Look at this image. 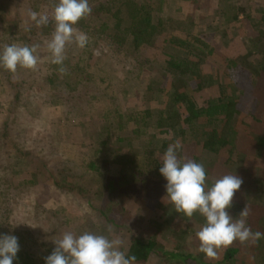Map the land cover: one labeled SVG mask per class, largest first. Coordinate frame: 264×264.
<instances>
[{"label":"trees","instance_id":"1","mask_svg":"<svg viewBox=\"0 0 264 264\" xmlns=\"http://www.w3.org/2000/svg\"><path fill=\"white\" fill-rule=\"evenodd\" d=\"M47 1L49 0H20L23 3L18 6L19 12H22L18 14L20 18L9 21L11 0H0V30L6 29L5 34L0 36V54H2L5 46L12 44L23 46L29 42H39V45L43 43L46 45L55 31L54 20L49 17L47 25L35 26L28 20L25 6L29 5L32 10L37 12L40 11L41 5H45ZM220 1L217 6L226 5V1L224 3ZM101 2L94 4L91 14L81 19L74 27L83 33H87V30L90 31V22H93V18H91L93 13H96L97 17L103 11L109 15L115 8L113 1L105 4ZM166 2L169 3L170 0L120 1L121 6L128 9L127 29H122L123 31L120 33L121 23L124 20L121 19V11L117 10L115 15L112 14L114 22L109 23L107 20L105 24H102L100 34L103 36L106 33L108 36L110 33L118 32V34L109 36L111 43L108 44L107 48L105 47L106 50L104 48L96 54L98 58L109 54L112 46H116L117 48L114 50L116 53L137 63V55L142 46L155 42L157 34L167 30L168 15L164 11V9L166 10ZM56 4H54V8ZM218 10L224 25L239 23L241 21L240 16L247 20L249 33L246 34L245 30L241 29V40L237 45L246 50L244 54L250 60V66L255 58L261 68L260 74L251 77L252 91L241 88L238 86V82L232 84V80L222 77L217 80L209 78L204 71V65L207 63L208 57L215 54V48L210 47L202 39H194L191 35L184 38L174 35L166 40V44L172 53L163 69V75L165 79L169 80L172 87L168 89L165 87L167 84H163L160 79L150 80L146 87L150 97H156V99L158 97L164 104V108L159 112L156 120L153 119L152 114L149 115V112H146L147 115L145 116V112L136 114L133 111H126L127 113H123L114 109L112 120L107 119L110 121L109 127L107 129L102 128L100 137H98L99 140H97L99 147L105 148L106 145H111L114 148L117 146V141H114L111 136L115 135L119 140V135L122 134L121 131L124 128L126 129L125 136L129 137L130 134V137L138 138H144V131L147 130L145 126H148L149 129L150 141L148 144L149 146L153 145V152L148 151L149 159L145 154L140 167L134 168V171L132 168L128 169L126 177L123 176L115 180L109 178L104 194L107 196H126L124 199L128 201V205H136L134 202L137 201L138 206L136 207L141 209L140 212L145 210L150 214V217L152 215L154 218L151 223H155L159 228L157 232L161 236L155 239L148 235L149 232H144L145 230L133 232L130 218L118 217V221L105 219L113 227L116 226L125 230L127 246L121 250L125 251L127 256L134 255L136 257L135 264H153L156 260L160 264H248L247 260H250L251 264H264V237L259 241H253L249 248L232 244L226 249H221L218 259L207 258L205 254L199 252L200 242L196 233L205 224V217L198 212L191 218L186 217L183 213H177L174 210V205L167 197L165 188L167 181L159 171L160 166H162L163 155L169 145L180 140L182 148L177 150L179 158L182 161L192 160L203 164L206 170V184L209 187L215 180L224 175L231 174L242 178L241 188L235 193L233 206L228 211L233 218H238L239 213L247 206L249 215L246 218V225L253 232L264 233V17L254 20L245 7L237 13H232L230 12L233 10L232 4L226 11L220 7ZM21 17L27 19L28 27L18 23H23ZM196 26L201 28L205 26V22L199 20ZM252 43L255 50L251 48ZM80 51L81 48L72 43L66 46L65 56L69 60L70 58H78ZM231 53L233 56L226 63L230 67L237 68L238 61L244 58V54L239 53L235 48L232 49ZM47 54L51 57L49 51ZM72 60L75 61L74 66L70 65L71 61L68 66L75 82L73 83L74 86H66L73 93L70 102L66 103L69 113L78 111L80 107L84 106V99L93 97V93L89 89V82L93 80V76L87 73L82 62L78 60L77 63L75 59ZM57 66L59 70L61 66ZM0 69L5 73L6 69L2 65H0ZM10 75L13 76L14 74L10 73ZM10 75L7 77L8 83H11ZM181 78H186L191 84H195L196 87L191 90L193 94L188 92L189 82L187 80L185 86L183 81L182 88L176 85ZM52 83L54 82L52 81ZM80 84L86 87L83 92L77 88ZM63 92V90L58 91L56 97L61 99L64 95ZM198 96L201 97V100L198 99ZM112 99L114 102L117 100L116 98ZM114 102L112 104H118ZM115 118L116 120L113 121ZM145 120L147 124L144 122ZM104 132L107 133V137ZM101 137L105 138L100 139ZM187 137L197 138L200 150L195 152V155H192L188 151L189 148L185 147ZM117 153H112V155L116 157ZM95 166L93 160L89 163L83 160L79 166L65 165L64 167L61 166L60 170L54 167L48 171V178L59 189H64L68 193H75L78 196H85L88 191L84 188L83 182L88 172L93 170ZM154 166L155 172L151 171ZM148 169H150V174L146 173ZM135 174L137 178L134 179ZM148 174L151 179L147 188L156 192V194L151 193L149 196L145 193L147 190L143 189L144 186L142 185V180ZM159 182L162 183L161 186ZM30 184L33 185L36 182ZM7 187L8 182L0 180L1 197L8 196L9 188L7 190ZM11 191L12 189L9 194ZM8 211L9 204L2 203L0 207V236L14 235L18 238L19 251L17 258L13 260V264H46L45 258L53 252V247L42 252H34L32 249L26 248L23 244L24 238L30 239L33 245H39L40 241L37 240L32 228L19 227L21 228L19 229L12 225L6 217ZM60 224L62 225V223ZM165 227H168L169 232L166 237H163L161 233ZM77 231L70 232L78 235L80 231ZM65 232H69V230Z\"/></svg>","mask_w":264,"mask_h":264},{"label":"rangeland","instance_id":"2","mask_svg":"<svg viewBox=\"0 0 264 264\" xmlns=\"http://www.w3.org/2000/svg\"><path fill=\"white\" fill-rule=\"evenodd\" d=\"M99 1L103 4L113 1L115 8L109 15L105 11L99 17L96 13L91 15L93 22H90V31L85 32L89 38L88 44L81 49L78 58L64 60L63 67L67 70L65 73H61L58 66L51 62L52 57L47 54L46 45L44 43L39 45V42L26 44L28 46L39 45L37 51L39 62L36 70L18 67L17 72L11 76L8 70L4 73L0 69V180L8 182L7 190L9 188L7 197L0 196V199L4 200H0V207L4 202L9 204L6 217L12 225L17 228L24 227L34 230L37 240L40 241L39 245L31 244L30 239L27 238L23 240L26 248L34 252L46 251L51 247L55 249V241L59 240L68 230L72 232L79 230L78 235L87 230V232L104 235L109 239L119 238L123 241L121 249L127 246L125 230L108 224L105 221L106 218L113 221H118V217L130 218L133 232L145 230L144 232H149L148 235L155 239L161 236L157 232L158 226L151 223L154 217L152 215L150 217L145 210L140 212L141 209L136 207L138 206L137 201L134 202L136 205H128V201L124 199L126 196L104 195L109 178L115 180L126 177L128 169L132 168L134 171V168L140 167L145 154L149 159L148 151L153 152V145L148 144L150 141L148 126H145L147 130L144 131V138L130 137V134L129 137L125 136V128L121 131L119 140L115 135L111 136L114 141H117V146L114 148L111 145H106L105 148L99 147L97 140H99L102 128L109 127L114 109L123 113H127L126 111H133L136 114L145 112V116L146 112H149L154 120L163 110L162 100L158 97L157 99L150 97L146 87L150 80L157 79L167 84L165 87L168 89L172 87L163 75L165 63L172 53L166 40L174 35L180 38L191 35L194 39L204 40L210 47L215 48V54L209 56V60L207 59L204 65L207 76L214 80L219 77L232 80V84L238 82V86L248 89L246 91H252L251 77L260 74L261 71L255 58L250 66V60L244 54L246 50L237 45L241 40V29L245 30L246 34L249 33L246 18L240 16L239 23L224 25L223 21L221 22L222 17L218 8H224L226 11L232 4L234 11L230 10V12L237 13L245 7L250 16L256 20L264 17V0H197V2L170 0L169 3L166 2V10L164 9L168 15L167 30L157 34L155 42L142 46L137 55V63L116 53L114 51L116 46H112L111 52L102 58L96 55L111 43L109 36L118 34L116 32L115 34L110 33L109 36L108 33L101 35L102 24H105L107 20L113 23L112 14L115 15L117 10L121 11V19L124 20L121 23V33L122 29H127L126 21L129 14L128 9L120 4V1L124 0H89L90 7L92 8ZM219 1L221 3L226 1V5L217 6L220 4ZM58 2L59 0L45 2L37 13L47 14L52 18L54 4ZM21 4L23 3L20 0H11L9 21L20 18L18 14L22 12H19L18 6ZM25 9L28 20L36 26L29 17V13L34 10L29 5H26ZM21 19L23 23H18L28 27L27 19L23 17ZM199 20H203L205 26L201 28L196 26ZM4 32L6 29H1L0 36L4 35ZM234 48L244 54V58L238 61L237 68L230 67L226 63L229 58H232L231 51ZM251 48L255 50L253 43ZM72 59H75L77 63L78 60L82 62L87 73L93 76V80L89 82L93 97L84 99V106L74 113L70 110L71 113H69L66 103L70 102L73 93L66 86H74L75 82L68 66L70 61V65L74 66L75 61ZM9 75L11 83L7 81ZM186 80V78H181L176 85L182 88L183 81L185 86L188 81ZM188 84V92L192 93L191 90L196 86L190 82ZM77 88L81 92L86 89L82 84ZM60 90L64 91L61 99L56 97ZM112 98L118 101L114 102ZM198 99L201 100V97L198 96ZM113 102L118 104H112ZM108 118L110 121H107ZM91 119L93 120L90 121ZM115 120L116 118L113 121ZM144 122L147 124L146 120ZM106 132L104 133L107 137ZM102 138L105 137L100 139ZM186 139L185 147L189 148L188 151L192 155H195V152L200 150L197 138L187 137ZM116 152L118 153L115 157L112 153ZM83 160L86 163L93 160L96 164L83 182L84 188L88 191L85 196H78L59 189L48 178V171L51 168L57 167L60 170L61 166L65 165L79 166ZM152 168L151 171L155 172V166ZM149 172L150 169L146 173ZM149 174L142 180L147 196L151 193L156 194L155 191L147 188L151 179ZM133 178H137L136 174ZM31 182H36V184L32 185ZM159 184L162 185L161 182ZM110 227L111 231H109ZM168 232V227H165L161 234L166 237ZM252 242L251 240L245 243L236 241L233 245L249 248ZM247 261L248 264L252 263L250 260ZM153 264H160V262L156 260Z\"/></svg>","mask_w":264,"mask_h":264},{"label":"clouds","instance_id":"3","mask_svg":"<svg viewBox=\"0 0 264 264\" xmlns=\"http://www.w3.org/2000/svg\"><path fill=\"white\" fill-rule=\"evenodd\" d=\"M92 8L89 0H59L54 8L52 19L55 31L46 42L51 53V62L60 65L59 71L65 73L63 62L66 59V46L75 43L83 49L88 44L87 34L79 31L75 25L90 15ZM29 17L39 27L49 23L47 14L35 11ZM39 45H7L0 54V65L15 74L19 68L36 70L39 57ZM182 148L180 140L169 145L162 158L160 174L167 181V197L177 213L193 217L195 213L205 217V224L196 233L200 242L199 252L207 258L218 259L219 250L226 249L234 242L245 243L259 241L264 233L253 232L246 225L249 209L246 206L238 218H233L229 209L233 206L235 193L241 188L242 178L237 175H224L209 187L206 184V170L201 163L192 160L182 161L178 156ZM111 227L109 231H111ZM56 247L45 258L46 264H135L134 255L127 256L121 250L123 241L109 239L104 235L84 232L75 235L65 232L55 241ZM19 251L18 238L14 235L0 236V264H13Z\"/></svg>","mask_w":264,"mask_h":264}]
</instances>
